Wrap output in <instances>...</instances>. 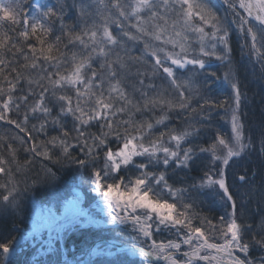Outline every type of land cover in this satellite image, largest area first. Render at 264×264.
I'll return each mask as SVG.
<instances>
[{
  "label": "snow or ice",
  "instance_id": "obj_1",
  "mask_svg": "<svg viewBox=\"0 0 264 264\" xmlns=\"http://www.w3.org/2000/svg\"><path fill=\"white\" fill-rule=\"evenodd\" d=\"M223 3L233 10L236 17L233 23H236L245 46L260 62L264 72V0H223ZM74 7L79 9L77 24L65 31L68 26L63 23V5L57 10L56 6L42 4L39 0H32L31 3L27 0H0V120L8 119L7 113L13 108L19 113L21 103L27 105L29 95H15L21 80H27L29 94H33V85L39 87V98L28 105L22 121L8 119L9 123L27 134V140L20 138L22 146L28 145L24 151L49 161L55 155L56 163L64 160L81 168L91 165V190L98 193L107 206L111 222H130L137 233L136 239L144 237L151 240L150 244H146L149 250L131 246V254L145 258L147 264H153V258L163 259L168 264H181L174 252L180 251L182 246L188 247V251L182 253L185 258L183 264H199L201 261L204 264H264V256H249L250 248L258 247L264 251V220L256 228L240 222L237 200L223 171L218 173L219 179L206 174L199 185L201 188L218 186L222 190L219 193L221 198L229 202L231 212L227 214V219L221 216L218 224L207 218L201 219L193 203L183 200L187 190L174 189L168 184L164 172L157 174L149 171L150 165L167 168L173 164L187 168L195 150L192 147L182 149L181 145L199 130L193 127L191 132H171L167 142L165 134L160 133L145 143L154 124L135 119L137 113L150 108L188 110L192 95H185V92L191 91V84L179 78L176 69L188 65L205 69V58L215 57L223 61L230 57L229 28L212 0H79ZM237 8L242 9L245 15L236 12ZM53 17L60 23V30L70 43L78 42L87 49L82 56L72 55L71 69L66 74L61 72L64 62L59 48L61 37L57 35L52 40L47 39L52 33L49 21ZM111 24L120 26L122 35L129 39H145L146 54L154 58L153 72L162 70L169 78L170 87L177 95L175 103L163 93L148 96L146 92H141V100L135 102L130 98L118 77L117 69H124L125 64L114 51L116 47H121V43L113 35ZM17 28L20 30L17 31ZM126 28L135 29V34ZM191 37H195L198 51L192 49ZM33 39L35 42H29ZM221 45L222 48L217 51ZM17 56L22 59V64ZM93 56L103 59L100 68L104 69L107 78L93 68ZM45 65L55 71H48ZM210 75L216 74L213 72ZM224 79L234 93L231 114L233 136L231 140L218 136L207 148L200 147L199 152L210 153L213 160H222L227 166L233 157L241 156L250 149L252 141L244 134L240 118L242 93L230 64ZM139 83L143 85L144 82L141 80ZM66 88L74 91L75 98L64 94ZM49 90L60 105L59 113L51 123L59 125L61 135L37 144L28 131L29 112L33 117L37 112L45 117L39 128L32 126L38 132H45L47 117L52 113L45 104ZM205 103L210 101L205 100ZM191 111L196 109L191 108ZM68 115L73 118L72 131L76 133L71 138L69 130L61 123V119ZM166 119L165 114L154 123L160 125ZM93 122L100 129L98 135L87 130ZM110 137L119 142L120 146L115 151L109 146ZM73 140L81 146L80 151L85 158L73 154L72 148L76 146ZM7 147L8 156L0 155V179L5 181L0 183V201L11 205L16 202L20 191L17 174L26 171L32 160L26 159L21 163L17 158V149L10 143ZM218 152H223V156ZM138 157L141 158L139 162ZM97 162H100V167H96ZM122 169L124 176L120 175ZM132 169L138 174L128 175ZM45 174L55 177L51 169H46ZM239 180L249 183L245 175H241ZM157 186H161L160 191L155 190ZM240 195L243 201L244 196H251V189ZM261 195L264 196V188ZM243 207L242 202L240 209ZM197 220L200 223H195ZM161 226L175 229L176 239L167 242L151 239L153 231L159 232ZM245 233L251 234L250 240L245 239ZM17 244L16 238L0 243L2 264H10ZM237 251L244 254L243 258L236 255ZM118 264L131 262L122 260Z\"/></svg>",
  "mask_w": 264,
  "mask_h": 264
},
{
  "label": "rangeland",
  "instance_id": "obj_2",
  "mask_svg": "<svg viewBox=\"0 0 264 264\" xmlns=\"http://www.w3.org/2000/svg\"><path fill=\"white\" fill-rule=\"evenodd\" d=\"M64 1L67 0H39L40 3L48 4L50 6L51 4L55 6V3H60L61 6L63 5ZM69 1L73 7L74 5H78L79 3V0ZM212 1L218 2V5L220 7H218V9L216 8V10L220 14L221 18L224 20L226 26H228L229 28L230 47V39L232 38L231 35L233 34L232 27H236V33L238 34L239 39L241 40V46H243L244 49L248 48L245 46V40L243 39L242 34L239 32L236 23H233V21L236 19V17L233 15V10L228 8V6L223 3V0ZM31 2L32 0H27V3ZM231 10L233 12V14H231L233 19L229 17ZM76 11H79L78 7H76ZM235 11L238 12L240 15H245L244 12H240L239 8H237ZM74 14L78 16L77 12H74ZM65 22L66 19L63 17V23ZM110 28L113 32V35H116L121 43V47H116L114 51L123 59L125 68L117 69V71L120 83L130 96V98H132L135 102L141 100V92H146L148 96H154L157 93H163L168 99L172 100V102L175 103L177 100V95L175 91L170 87L169 78L166 76L165 73L162 72V70L156 71L155 73L153 72L152 66L154 63V58L151 57L150 54H146V50L144 48L145 39L132 40L126 36H123L122 29L117 24H111ZM19 30L20 29L18 28L17 31ZM125 30H129L133 34H135V29L126 28ZM66 39H68V37ZM190 42L192 45V49L198 51V46L195 37H191ZM71 44L78 49L76 50L77 56H82L87 52V49H85L78 42ZM220 48H222V45L218 46L217 51H219ZM169 50H171V46H169ZM176 51H179V49H176ZM247 53L250 54L249 48ZM69 60L71 61V58ZM205 60V69H199L198 66L193 65H188L186 68L183 69H176L177 76L183 80L190 81L191 84V91L185 92V95H192L191 105L188 110H180L178 108L168 110L167 108L162 109L160 107L154 109L150 108L148 110H143L142 112L137 113L135 119L137 121H152L154 124L151 133L145 138V143H147L149 138L155 139L160 135V133L165 134L164 139L167 142L168 135L171 132L180 133L185 130L191 132L193 127L198 129L199 131L201 129L203 130L205 127H202V123L204 122L205 118L208 117V114L214 113L215 117L217 118V127L215 124H212V130H207L206 128L205 130L207 132H214L215 136L211 137V135H208V138L203 139V137H198L199 133L201 135L203 134L202 132L198 131L196 134L189 136L185 143L181 145L182 149L192 147L195 150V156L193 160L189 162V166L187 168L175 167L173 164H170L167 168H164L162 165H150L149 171L155 172L157 174L160 172H164L168 184L171 185L174 189L182 188L187 190L186 193L183 195V200L185 202L193 203V207L195 208V211L199 214L201 219L207 218L213 223L218 224L219 218L221 216H224L227 219V214L231 212L229 202H226V198H221L219 193L222 190H220L218 186L216 188H201L199 187L201 181L205 178L206 174H210L214 178L219 179L218 173L220 171H223L226 177V181L229 185L230 191H232V187L237 186L235 183H233L235 180L244 184V182L239 180V177L243 174L238 173V170L245 165H249L248 163L252 161L251 157H253V155L257 153V151L258 153L264 155V150H262V148H264V145H262V141H264V133L263 135H260V129L253 128V126L251 125V120H247V118L245 117L244 110L248 109L247 105H250L251 101L249 99H246L247 91L245 88L247 86H240L242 93L240 118L241 122L244 124L245 136L251 138L252 147L250 149H247L246 152L243 153L241 156L233 157L231 160H229L227 166L223 164L222 160H213L210 153L199 152L200 147L207 148L210 144L215 142L218 136H222L226 140H231V137L233 136L231 128V114L232 109L234 107V93L228 82L224 79L225 74L229 72V64L231 65V69L235 75V79L237 81L238 79H240L238 70L236 66L233 65L231 57L223 61L217 60L215 57L205 58ZM70 61H64L61 65L62 74H66L68 71H70ZM103 62L104 61L102 58L98 56H93V68L97 71L98 74H103L107 78L104 69L100 68V64ZM173 67L175 68V66ZM213 67H215L216 70L215 77L210 75L212 73L210 69ZM53 71H55V69L51 70V72ZM261 79L263 82V88L264 75H262ZM141 80H143L144 82L143 85L139 83V81ZM149 85H154L155 87H149ZM212 85L220 86L222 88H219L221 89L219 90V103H215L214 101L215 98L217 99V97L215 96V91L217 90V88H215L214 91V87H212ZM35 87L36 86L33 85L32 88ZM28 89L29 86L27 90L21 89V91L18 92L17 96H32L29 100L31 101V104H33L38 100L39 93H35L33 91V94H29ZM254 91L253 93H255ZM48 93H50L51 95V90H49ZM64 94L75 98V93L71 88H66ZM46 98L47 94L45 96V101ZM54 100L57 107L59 108L60 105L56 101L55 97ZM205 100L210 101V103L206 104ZM257 105L259 104L257 103ZM23 107L24 103H21V108ZM52 108H54L53 105L51 106V110H53ZM191 108H195L196 111H191ZM24 109L25 111L28 110V103L27 106L24 107ZM13 110L15 109L13 108ZM11 112L7 113V117L8 119L12 120L13 118H11ZM165 114L167 115V119L164 120L162 124L156 125L154 123L155 120L159 119L162 115ZM8 119L0 120V141H6L7 143H11L12 145H14L15 141H17L20 143L19 145H21L20 138L23 137L18 134L14 129H12V127L16 128V126L9 123ZM39 125L40 123L35 124L36 128H39ZM88 131L98 135L100 129L93 122V125L88 128ZM205 140L209 141L206 142ZM109 146L115 151L120 145L118 141H114V138L110 137ZM99 151L102 152L103 149H100ZM217 154L223 156V152H218ZM80 157L81 159L85 158L83 152L81 151L79 152V158ZM136 159L138 162L141 160V158L139 157ZM144 159L146 161V158ZM48 162L49 160H47L46 162L44 161V170L51 169L52 172L55 173L54 178L47 176L45 174V171L44 173L42 172V174L39 176L40 178H38L37 180H34L32 178L27 179L26 176L23 177L21 175H17V179L18 181H20V191L17 195L16 202L9 205L0 201V208L2 209L0 211L5 212H7V210L10 211L11 209L17 207L18 204H21L25 201L26 205L24 206L27 212L29 213V216L26 219V225L21 224L17 225L16 227L18 229H16L17 231L15 230V238L18 244L17 250L10 257V262L12 261V264H17L13 262L16 257L15 253L17 251L18 253H22V256H24V259L22 260L23 262H20L19 264H31L32 262H34L35 264H40L42 262H52L56 259L62 258L68 259L73 264L82 263V259L84 256H79V253H86L88 251L89 240L86 238V236L88 235L87 233L89 232V230L92 229L84 230V221H81L78 218L79 212L73 209L74 205L72 199L74 197H77L79 192L82 193L81 205L84 208V215L90 216L88 218L89 222L97 223L98 225H108L112 223L109 215H103L104 212H108L107 206L101 201L99 194L91 190V172L84 171L85 174L89 175H86L88 176V178L86 179V176H83L82 173V170L84 168L80 167L79 170L81 171V174L74 173L70 178L68 177L67 181H64L62 180L64 176L56 174L57 172L54 169L55 166L53 167L52 165H48ZM51 162L57 165L58 168L63 167L59 165L61 163H56L55 160H52ZM65 166L70 167V169L67 171L74 172L75 168L72 167L73 164L68 163L65 164ZM100 166V162H97L96 167ZM136 174L138 173H136L134 169L128 172V175ZM120 175H125L123 169L121 170ZM245 176L248 180L252 179L248 178L247 175ZM34 181L35 183H33ZM160 187L161 186H157L155 190L160 191ZM246 187L250 188V185L247 184ZM238 189V192L236 190V194L234 195H237V193L238 195H240L246 192V190L249 191V189L245 187L242 189ZM162 195H165V198H167L165 193H162ZM195 223H200V220L195 221ZM123 225V228L120 227L111 230H102V232L112 235L115 239L131 238L134 241H139L141 245L145 247L146 244L151 243V240H147L144 237L135 239L137 235L135 234L136 232L133 230V226L129 223ZM14 226L15 224L13 225V227ZM175 231V229H165L163 226H161L160 233L153 234L151 239H155L157 242H167L168 240H170L169 238H173V234L176 237ZM247 234L248 233H246V235ZM161 236H163L165 239H163ZM72 246L74 247V249H72ZM186 248L188 247L182 246L181 249ZM257 250L259 252L255 253V251ZM72 251L75 253H70ZM27 252H29L30 254H27ZM109 254H117V256H120V261H130L131 264H147L145 258L139 256L138 254L132 255L131 251L127 250H121L119 252H116V249L113 245L105 243L100 244L95 248L91 261L95 262L97 258H104V255ZM237 255L243 258L244 254L238 252ZM249 256L251 258H258L260 256H264V251H261L259 248L255 249V247L250 248ZM41 257H43V259L38 260ZM176 257L181 261V264H183L185 258L182 256ZM26 260H28L29 262H25ZM0 264H2V262H0ZM104 264H107V262H104ZM163 264H168V262L165 261Z\"/></svg>",
  "mask_w": 264,
  "mask_h": 264
},
{
  "label": "trees",
  "instance_id": "obj_3",
  "mask_svg": "<svg viewBox=\"0 0 264 264\" xmlns=\"http://www.w3.org/2000/svg\"><path fill=\"white\" fill-rule=\"evenodd\" d=\"M214 6L218 9V7H220L218 5L217 1H212ZM53 6V5H51ZM56 6V3H55ZM60 6V3L58 4L57 7ZM64 6V18L66 19V22L64 23L66 26H68L65 31L69 30L70 27H74L77 24L78 21V16L76 14H74V12H79L76 11V7H73L70 3L69 0L64 1L63 3ZM59 10V9H57ZM231 14H233L232 10L229 14V17H231L233 19V17L231 16ZM234 15V14H233ZM228 17V18H229ZM230 19V18H229ZM49 26L52 27V33L48 36V40H52L55 36L59 35L61 37V41H60V53H62V59L63 61L67 62L70 61L69 59L72 57V55L75 53L76 54V50H78L76 47H74V45H72L67 38V36L64 34V32H62L60 30V23H58L56 21V18L53 17V19L51 21H49ZM236 28V27H235ZM232 27V35H231V61L233 63V65L236 66L237 70H238V74L240 77V82L242 84V86H247L245 89L247 91V95H246V99H249L251 101L250 105H247L248 109L244 110V115L247 118V120H251V125L253 126V128L255 129H260L259 133L260 135H263L264 133V86L262 88V75H264V72H262L261 70V65L260 62L257 61L256 57L254 55H251L249 53H247L248 48H245L243 46H241L242 44H240L241 40L239 39L238 34L236 33V29ZM18 29V28H17ZM77 31H79V29H77ZM21 40L23 38H20ZM29 42H35L34 39L29 41ZM23 46V45H22ZM17 60H19L20 64L23 63L22 59H20L19 56H17ZM70 65V63H69ZM45 67L48 69V71L51 72V70H53L54 68L48 67V65H45ZM65 67V65H64ZM211 72L215 73V67L210 69ZM23 71V70H22ZM215 77V76H214ZM28 83L27 80H21L20 84L17 87V91L15 93V95H18V92L21 91V89H25L27 90L28 88ZM33 87V86H32ZM214 87V91L215 88H217L216 92V97L214 101L215 103H219L220 100L218 99L219 97V90H221L222 88L220 86H213ZM221 88V89H219ZM255 90V91H254ZM33 91L35 93H39L41 91V89L39 87H35L33 88ZM253 91L255 93H253ZM263 92V93H262ZM253 94V95H251ZM32 96L29 97V99ZM28 105H31V101L28 100ZM46 105L51 108V106L53 105L54 108H52V113L50 117H47L48 119V124L46 125V129L45 132H37L36 129H34L32 126L37 124V123H41L43 120H45V117L37 112L35 114V117H33V114L29 112V121H28V131L32 133V140H34L37 144H39L41 141H47L50 137L52 136H60L61 132H60V127L59 125H53L51 123V120L53 117H56L59 113V108L57 107L54 97L52 95H50V93H47V98L45 101ZM257 103L259 105H257ZM27 105L24 104V107H26ZM20 108L19 113L16 110L12 109L11 112V118H13L12 120H16V121H22L23 119V113L25 112V109ZM253 111H252V110ZM252 111V112H251ZM21 119V120H20ZM217 118L215 117L214 113H210L208 114V117L205 118L204 122L202 123V127H205L207 130H212V124H215L217 127V122H216ZM61 123L64 125V127L66 129L69 130L70 132V138L74 137L76 135V133L74 131H72V127H73V119L71 118V116H66L63 117L61 119ZM14 125V124H13ZM205 128L202 130H200L199 132H202L203 134L201 135L199 133L198 137H203V139L208 138V135L211 137L215 136L214 132H207L205 130ZM12 129H14L18 134H20L25 140L28 139L27 134L25 132H22L20 129L18 128H14L12 127ZM88 130V129H87ZM263 130V131H262ZM206 132V134H205ZM46 133V134H45ZM264 139V138H263ZM3 140V139H1ZM211 140V139H210ZM113 141V140H112ZM206 142H208L209 140H205ZM31 142V141H29ZM73 144H76V142L73 140L72 141ZM8 144L6 141H0V155H4L5 157L8 156ZM11 144V143H10ZM20 143L15 141V144L12 145L14 148L17 149V158L19 159V161L21 163L24 162V160L26 159H31L32 160V164L31 166L24 171L23 173L17 174V175H21L23 177H27V179L32 178L34 180H37L38 178H40L39 176L42 174V172L44 173V167H43V163L44 161L46 162L47 160L44 159L43 157H35L33 156L32 153L30 152H25L24 148H26L28 145L24 144L19 145ZM80 145L76 144L75 147L72 148V152L75 156L79 157V152H80ZM81 158V157H80ZM55 160V156L54 159ZM252 160V161H251ZM251 162L248 163L249 165H245L242 168H240L238 170V173L243 174V175H247L248 178H252L251 180H248L249 183H247L248 185H250V188L246 187L245 183L242 184L240 182H238L237 180H235L233 183H235L237 186L232 187L231 190L233 191L234 194H236V190L238 192V188H247V189H251L252 193L251 196H244L243 197V201L241 198V195H234V197L237 200V207H238V211H237V216L240 220V222L242 224H250V225H254L253 228H256L257 225H259L261 223L262 220H264V196L261 195L262 192V188H264V155L261 153H255L253 155V157H251ZM61 166L63 167H59L55 164H53L51 161H49L47 164L48 165H52L55 169V171L57 172L56 174H60L61 176H64V178L62 180H68V177L70 178L74 173L78 174L81 171L79 170L80 166L77 164H73L72 167H74V172H69L67 170L70 169V167H66L65 164H68V162L61 160L60 162ZM253 163V164H252ZM71 167V168H72ZM43 168V169H42ZM84 171L86 172H91V165L87 168H84L82 170L83 176H86L88 174H85ZM81 174V173H80ZM89 176V175H88ZM88 176H86V179L88 178ZM5 181L0 179V183H4ZM231 187V186H230ZM240 189V190H241ZM248 191L246 190L247 193ZM243 202L244 207L243 209H240V205ZM26 203L25 201L21 204H18L17 207L11 209L10 211L7 210V212L5 211H0V243L3 242H7L12 240L13 238H15L16 234H15V230L18 229L16 228L17 225H26V219L29 216V213L27 212V210L25 209ZM0 210H2L0 208ZM2 212V214H1ZM15 224V226L13 227V225ZM17 231V230H16ZM245 239L250 240L251 239V234L248 233L246 235L245 233ZM258 247H255V249ZM255 252H259L258 250ZM29 252H27L28 254ZM30 254V253H29ZM28 257V256H27ZM24 259V256H22V253H17L15 259L13 262L19 264L20 262L22 263ZM43 259V257H41L38 260ZM3 260V253L2 250H0V262H2ZM119 260V261H118ZM28 260H26L25 262H27ZM29 262V261H28ZM27 262V263H28ZM45 262V261H44ZM104 262H107V264H118V262H120L119 256L116 257H111V258H97V260L95 262H92V264H104ZM10 264H12V261L10 262ZM31 264H35L34 262H32ZM40 264H43L40 263Z\"/></svg>",
  "mask_w": 264,
  "mask_h": 264
},
{
  "label": "water",
  "instance_id": "obj_4",
  "mask_svg": "<svg viewBox=\"0 0 264 264\" xmlns=\"http://www.w3.org/2000/svg\"><path fill=\"white\" fill-rule=\"evenodd\" d=\"M104 242H107V243H110L112 245H115L117 250H120V249H131L132 245H135L137 248H142L143 247V246H140V245H137L135 243L128 242V241H116V240H111V239H107V238H99V239L95 240L91 244V246H90V248H89V250H88V252H87V254L85 256L84 262L82 264H88L90 259H91V257H92L93 249L97 245H99L101 243H104ZM143 248H145V250H149L146 247H143ZM153 261L160 263V262L163 261V259L156 260L155 258H153ZM49 264H71V263H69L68 261H57V262H53V263H49Z\"/></svg>",
  "mask_w": 264,
  "mask_h": 264
},
{
  "label": "bare ground",
  "instance_id": "obj_5",
  "mask_svg": "<svg viewBox=\"0 0 264 264\" xmlns=\"http://www.w3.org/2000/svg\"><path fill=\"white\" fill-rule=\"evenodd\" d=\"M238 81H240V79H238ZM239 86H242L241 82H239ZM72 201H73V205H74V208H73L74 210H79V211L83 210V207L81 205V202H82V193L79 192L78 195H77V197H74L72 199ZM92 231L93 230H89V232L87 233L88 235L86 236V238L89 240L88 241V244L89 245H91L95 240H97L99 238H107V239L116 240V241H122V240H124V239H120V238H116L115 239L112 235H109V234H106V235H95V234L92 233ZM104 243L105 244H110V243H107V242H104ZM104 243H102V244H104ZM110 245H112V244H110ZM255 253H258V252H255Z\"/></svg>",
  "mask_w": 264,
  "mask_h": 264
},
{
  "label": "flooded vegetation",
  "instance_id": "obj_6",
  "mask_svg": "<svg viewBox=\"0 0 264 264\" xmlns=\"http://www.w3.org/2000/svg\"><path fill=\"white\" fill-rule=\"evenodd\" d=\"M116 225H121L120 227H122V226H124L123 224H120V223H114V226H116ZM123 228V227H122ZM161 230V229H160ZM125 231V230H124ZM158 233H160V231L159 232H157V231H153V234H158ZM136 235H137V233H135ZM153 234H152V236H153ZM162 235V234H161ZM163 239H165L163 236H161ZM136 239V238H135ZM170 240H175L176 239V237L174 236V234H173V238H169ZM130 240H133V239H131L130 238ZM136 241V240H135ZM136 242H138L139 244H140V242L139 241H136ZM187 247V246H186ZM184 248V247H183ZM72 249H74V247L72 246ZM180 250H185V251H188V248H186V249H180ZM70 253H75V252H70ZM84 253V252H83ZM83 253H79L80 255L79 256H81V255H83ZM180 256V255H179ZM78 257V256H77ZM182 257H184V256H182ZM200 264H204V262H199Z\"/></svg>",
  "mask_w": 264,
  "mask_h": 264
}]
</instances>
